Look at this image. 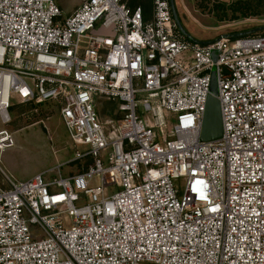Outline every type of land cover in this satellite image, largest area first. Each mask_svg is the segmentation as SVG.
Segmentation results:
<instances>
[{
	"label": "built area",
	"instance_id": "1",
	"mask_svg": "<svg viewBox=\"0 0 264 264\" xmlns=\"http://www.w3.org/2000/svg\"><path fill=\"white\" fill-rule=\"evenodd\" d=\"M150 2L146 21L123 0H0V125L52 102L87 148L70 163L90 161L18 183L0 167V264H264V36L199 44ZM209 96L222 136L202 142Z\"/></svg>",
	"mask_w": 264,
	"mask_h": 264
},
{
	"label": "rangeland",
	"instance_id": "2",
	"mask_svg": "<svg viewBox=\"0 0 264 264\" xmlns=\"http://www.w3.org/2000/svg\"><path fill=\"white\" fill-rule=\"evenodd\" d=\"M139 4L138 0L123 2ZM178 18L184 30L198 42H211L221 36L239 35L240 38L251 35H264V16L247 15L245 18L226 10V16L220 18L216 6L226 4V8L238 0H174ZM65 15L81 5V0H57ZM263 9V8H262ZM105 30H98L95 35H105ZM137 100H142L137 95ZM119 104L104 103L96 106L100 119L115 121ZM105 108V109H104ZM12 122L6 127L13 133L14 146L0 153V167L13 182L26 181L37 174L46 173L45 178H53L57 173L67 177L80 173L90 164L89 160L70 163L75 150L85 151V146H74L68 137L58 107L47 102L42 105L15 106L10 110ZM96 185V184H93ZM35 230L31 228V231ZM150 264V263H141Z\"/></svg>",
	"mask_w": 264,
	"mask_h": 264
},
{
	"label": "water",
	"instance_id": "3",
	"mask_svg": "<svg viewBox=\"0 0 264 264\" xmlns=\"http://www.w3.org/2000/svg\"><path fill=\"white\" fill-rule=\"evenodd\" d=\"M171 14L173 17V20L177 26L178 31L182 36L187 38L190 41L197 42L199 44L207 45L209 42H198L195 39H193L183 28L175 7L174 0H168ZM239 35H226L221 36L217 38L216 40H219L220 38H233L238 37ZM213 60L215 62L216 56H213ZM210 92L214 95L216 93V81H215V72L212 70L211 72V79H210ZM222 136V123H221V116H220V108H219V102L213 97L209 96L207 99L205 112L202 120L201 125V131H200V140L202 142H213L218 139H220Z\"/></svg>",
	"mask_w": 264,
	"mask_h": 264
},
{
	"label": "trees",
	"instance_id": "4",
	"mask_svg": "<svg viewBox=\"0 0 264 264\" xmlns=\"http://www.w3.org/2000/svg\"><path fill=\"white\" fill-rule=\"evenodd\" d=\"M139 4L130 5L131 8L140 6L143 11L144 19H148L151 15V2L150 0H138ZM130 4V2H129ZM216 6L217 13H220V18L222 19L226 16V10H231L233 14H239V17L245 18L247 15L254 17L264 16V0H238V2L227 9L226 4H218ZM263 8V9H262ZM264 36V35H261Z\"/></svg>",
	"mask_w": 264,
	"mask_h": 264
},
{
	"label": "crops",
	"instance_id": "5",
	"mask_svg": "<svg viewBox=\"0 0 264 264\" xmlns=\"http://www.w3.org/2000/svg\"><path fill=\"white\" fill-rule=\"evenodd\" d=\"M72 12H73V11H72ZM72 12H71V13H72ZM71 13H70V14H71ZM66 15H69V14H66ZM150 19H151V15L149 16L148 19H144V20L148 21V20H150Z\"/></svg>",
	"mask_w": 264,
	"mask_h": 264
}]
</instances>
